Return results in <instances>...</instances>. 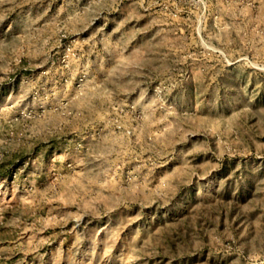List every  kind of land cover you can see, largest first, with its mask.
Here are the masks:
<instances>
[{
  "label": "rangeland",
  "instance_id": "rangeland-1",
  "mask_svg": "<svg viewBox=\"0 0 264 264\" xmlns=\"http://www.w3.org/2000/svg\"><path fill=\"white\" fill-rule=\"evenodd\" d=\"M0 264H264V0H0Z\"/></svg>",
  "mask_w": 264,
  "mask_h": 264
}]
</instances>
